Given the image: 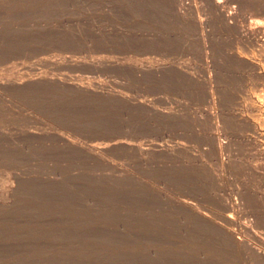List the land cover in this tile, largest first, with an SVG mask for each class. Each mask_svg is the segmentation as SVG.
Here are the masks:
<instances>
[{"label": "rangeland", "instance_id": "obj_1", "mask_svg": "<svg viewBox=\"0 0 264 264\" xmlns=\"http://www.w3.org/2000/svg\"><path fill=\"white\" fill-rule=\"evenodd\" d=\"M261 37L264 0H0V264H264L219 234L264 252Z\"/></svg>", "mask_w": 264, "mask_h": 264}, {"label": "bare ground", "instance_id": "obj_2", "mask_svg": "<svg viewBox=\"0 0 264 264\" xmlns=\"http://www.w3.org/2000/svg\"><path fill=\"white\" fill-rule=\"evenodd\" d=\"M217 6H218V10H220L222 7H221V5H220V3L219 2H217V4H216ZM215 5V6H216ZM221 12V11H220ZM224 13V12H223ZM224 16H225V18L227 19V20H230V18H231V16H229L228 14H226V13H224ZM259 27V26H258ZM261 28L259 27V28H257V27H253V28H251V29H249V32H247V33H249V35L250 36H252L253 38H255L261 31ZM262 33H260L259 35H261ZM249 37V36H248ZM259 37V36H258ZM262 38H264V37H261V38H259L260 40V42H262L263 43V45L261 46L262 47V49H263V51H264V39H262ZM258 39V38H257ZM256 40V39H255ZM262 51V52H263ZM250 64V63H249ZM253 66H255L254 64H253ZM255 68L257 69V67L255 66ZM254 69V68H253ZM259 69V68H258ZM254 70V71H256V73H257V77L259 78V79H262L263 77H264V73H261L260 72V70ZM264 80V79H263ZM252 105H254V107H258V105H256V103H253ZM260 111V110H259ZM220 145H222L221 143H220ZM221 149V148H220ZM219 151V150H218ZM222 151V150H221ZM221 155V154H220ZM222 158V157H221ZM227 222H226V225H224V226H222L220 229H219V234L221 235V237L222 238H220L221 240L223 239L224 241L226 240L227 242H229V244H231V248H229V249H231V250H233V249H235V250H233V251H238V253L243 249L244 251H246L247 253H249V254H251L252 256H254L257 260H260V261H262V262H264V252H262L261 251V247H259L260 249H255L254 247H253V245H251V241H253V240H251L252 238V236H251V234H250V229H245V230H242L238 225H237V223H235V220L232 218V216H228L227 217ZM234 227L236 228V227H238V229H234ZM241 232V233H240ZM239 236H241V237H239ZM249 238H251L250 240H249ZM220 240V241H221ZM222 240V241H223ZM221 241V242H222ZM223 241V242H224ZM225 245H227V244H225ZM255 245H257V244H255ZM230 246V245H229ZM223 247H224V245H223ZM228 247V246H227ZM257 247H258V245H257ZM226 250V249H225ZM224 251V250H223ZM227 251V250H226ZM225 251V252H226ZM223 255H224V252H223ZM227 255V256H226ZM225 256H226V258H225V261L227 260V257H228V254H225ZM228 259H230V257L228 258ZM227 261H229V264H230V261L231 260H227ZM226 261V262H227ZM224 262V261H223ZM225 263V262H224ZM228 263V262H227Z\"/></svg>", "mask_w": 264, "mask_h": 264}]
</instances>
